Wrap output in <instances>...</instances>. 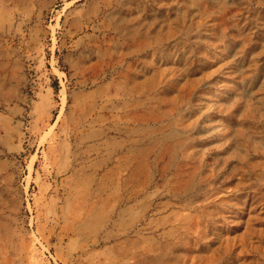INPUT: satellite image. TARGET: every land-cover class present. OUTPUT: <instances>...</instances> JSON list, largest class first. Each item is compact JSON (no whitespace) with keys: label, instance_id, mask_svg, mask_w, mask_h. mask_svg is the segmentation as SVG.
<instances>
[{"label":"rangeland","instance_id":"1","mask_svg":"<svg viewBox=\"0 0 264 264\" xmlns=\"http://www.w3.org/2000/svg\"><path fill=\"white\" fill-rule=\"evenodd\" d=\"M0 264H264V0H0Z\"/></svg>","mask_w":264,"mask_h":264}]
</instances>
